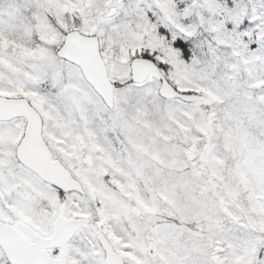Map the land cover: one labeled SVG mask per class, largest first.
Listing matches in <instances>:
<instances>
[{
  "label": "snow or ice",
  "instance_id": "obj_1",
  "mask_svg": "<svg viewBox=\"0 0 264 264\" xmlns=\"http://www.w3.org/2000/svg\"><path fill=\"white\" fill-rule=\"evenodd\" d=\"M0 264H264V0H0Z\"/></svg>",
  "mask_w": 264,
  "mask_h": 264
}]
</instances>
